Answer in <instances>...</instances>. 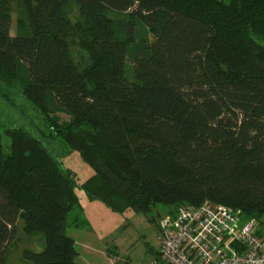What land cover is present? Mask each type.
Listing matches in <instances>:
<instances>
[{
	"label": "trees",
	"instance_id": "trees-1",
	"mask_svg": "<svg viewBox=\"0 0 264 264\" xmlns=\"http://www.w3.org/2000/svg\"><path fill=\"white\" fill-rule=\"evenodd\" d=\"M74 1L93 49L86 74L62 37L71 0H24L35 32L16 36L13 0H0V83L47 121L68 115L70 123L46 124L94 171L79 184L23 128L6 131L5 148L0 119V264L19 219L27 235L45 240L24 260L78 264L67 234L86 224L70 221L83 210L76 187L117 213L211 202L264 225V0ZM109 11L130 19H109ZM46 26L54 33L38 29ZM136 26L145 33L130 55Z\"/></svg>",
	"mask_w": 264,
	"mask_h": 264
},
{
	"label": "rangeland",
	"instance_id": "rangeland-1",
	"mask_svg": "<svg viewBox=\"0 0 264 264\" xmlns=\"http://www.w3.org/2000/svg\"><path fill=\"white\" fill-rule=\"evenodd\" d=\"M70 20V28L62 34L67 41L75 64L83 74L92 68L93 49L90 44V33L85 22L80 6L71 0L67 9ZM107 18L119 21L130 19L129 13L109 11ZM12 28L11 35H33L34 23L31 22L24 0L12 2ZM132 46L141 42V35L145 29L139 30ZM42 31L53 32L54 29L38 27ZM143 32V33H142ZM150 39L155 37L150 34ZM128 36H124L123 39ZM127 77L134 81V69L131 60L126 63ZM52 121H47L39 112L23 97L16 88H8L0 83V119L2 123L1 135L5 148L12 145L6 131L13 128H23L39 138L47 146L51 154L59 160L63 166L77 174L79 184L84 183L93 174V169L83 161V158L71 150L60 138L52 136V132L46 123H70L71 118L65 114L51 116ZM76 193L80 199L82 209L76 208L70 214V221L80 219L86 222L83 227H75L71 224L67 228V234L76 240L78 264H124L144 263L147 264L156 256L149 252V248L158 252L160 249V219L168 214L167 207H155L149 215L127 210L117 213L109 209L103 202L91 200L83 190L76 187ZM25 224L22 219L17 223V234L9 248L6 264H32L23 258L26 249L41 252L45 246L44 236L36 234L27 235ZM114 250V253H111Z\"/></svg>",
	"mask_w": 264,
	"mask_h": 264
},
{
	"label": "built area",
	"instance_id": "built-area-1",
	"mask_svg": "<svg viewBox=\"0 0 264 264\" xmlns=\"http://www.w3.org/2000/svg\"><path fill=\"white\" fill-rule=\"evenodd\" d=\"M159 230L160 249L147 264H264V225L233 207L183 205Z\"/></svg>",
	"mask_w": 264,
	"mask_h": 264
},
{
	"label": "crops",
	"instance_id": "crops-1",
	"mask_svg": "<svg viewBox=\"0 0 264 264\" xmlns=\"http://www.w3.org/2000/svg\"><path fill=\"white\" fill-rule=\"evenodd\" d=\"M79 228V227H78ZM76 241V240H75ZM114 251V250H113ZM115 252V251H114ZM78 256V255H77ZM77 258V257H76ZM124 264H126V263H124ZM142 264H144V263H142Z\"/></svg>",
	"mask_w": 264,
	"mask_h": 264
}]
</instances>
